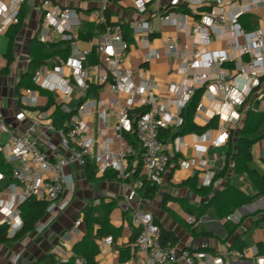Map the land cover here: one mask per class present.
<instances>
[{"label":"built area","instance_id":"2783aa9c","mask_svg":"<svg viewBox=\"0 0 264 264\" xmlns=\"http://www.w3.org/2000/svg\"><path fill=\"white\" fill-rule=\"evenodd\" d=\"M27 1L0 0V32L19 23L21 8ZM97 2L91 18L102 24L104 30L87 40L91 44L88 48L79 46L83 19L76 6L62 5L56 0L39 3L43 15L39 40L51 43L59 35L69 44L70 55L57 56L52 67L49 63L39 66L33 76L39 89L61 94L60 105L52 104L43 110L37 104L38 89L25 88L24 109L16 115L19 122H28L22 133L13 131L0 111V130L8 135L1 152L6 162L13 164L11 182H6V175L0 169V227L7 226L9 236H15L22 228L21 206L28 198L50 202L48 209L61 198L66 187V167L71 163L85 164L88 157L99 172L114 170L128 184L127 180L132 177L129 157L135 149L126 143V133L136 108H144L143 113H136L133 121L144 172L149 181L159 186L164 182L171 158L169 145L161 133L163 129L184 123L182 113L197 90L203 89V95L219 103L212 114L219 116L221 122L218 144L229 139V128L243 122L251 105L264 111V26L252 19L253 10L264 7V0H135L136 11L148 17L128 22L115 21L108 14L114 0ZM155 19L164 25L177 26L184 36V40L173 35L164 38L168 54L182 61V84L176 97L168 100L155 94L152 83L138 84L134 78L137 70L127 65L131 42L126 33L129 32V37L133 35L138 46L146 48L155 32ZM220 40L225 41L224 47L209 49ZM154 57H159V53L147 54L146 60ZM101 91L113 95L111 101L115 103L113 112L117 118L114 137L106 132L109 107L96 98ZM74 99L76 105H72ZM58 106L64 112L75 110L60 128L51 120ZM198 107L202 105L199 103ZM92 118L99 126L96 134L92 133L89 122ZM41 127L58 135L59 146L67 155L52 156L47 147L52 150L57 147L51 142L45 143L50 136L47 132L39 135ZM212 132L209 129L204 136L211 138ZM116 142L118 149L113 148ZM132 215L138 228L134 244L141 264H228L248 259L264 264V253L253 245L228 248L217 255L203 250H184L178 254L172 240L163 239L161 226L152 212L137 210ZM241 219L239 210L226 218L235 224ZM187 220L190 225L199 222L192 214ZM81 222L78 219L75 225ZM70 258L66 253L63 262ZM75 264L85 262L76 257Z\"/></svg>","mask_w":264,"mask_h":264},{"label":"crops","instance_id":"0c3cea01","mask_svg":"<svg viewBox=\"0 0 264 264\" xmlns=\"http://www.w3.org/2000/svg\"><path fill=\"white\" fill-rule=\"evenodd\" d=\"M40 1H27L28 14L23 29L16 36L15 41V61L11 64L7 74L0 73V111L3 112L11 129L19 133L26 131L28 122H19L16 119L17 113L24 109L22 97L25 91V87H22L17 93V85L24 73L28 71L31 59L30 43L38 35L41 26L43 15L39 8ZM56 1L62 5L76 6L80 13L85 16L82 18L83 23L93 21L91 12L97 7V0ZM134 1L114 0L110 9V16L113 20L128 22L133 19L148 17V15L136 11ZM192 21L193 19L190 18V22ZM154 27L155 32L151 37V43L146 48L138 46L136 39L133 35H130L129 41L133 48V54L130 56L128 54L127 64L137 70L138 77L135 78V81L138 84L142 82L152 83L155 94L163 100H168L176 97L182 84L183 79L180 70L182 61L180 58L168 54L164 38L167 35H173L184 40V36L177 26L164 25L157 19L154 20ZM11 29L12 26L7 31L0 32V70L7 65L4 54L8 46V32ZM61 42L63 48L69 45L67 42H63L59 35H55L53 43ZM79 46L88 48L91 47V44L80 39ZM211 46H213L212 49ZM211 46L210 50L222 48L225 46V41H217ZM153 51L158 52L159 57L147 61L146 55L151 54ZM50 66L53 65L50 64ZM96 91L97 88L94 87L93 94ZM37 94V104L40 108L48 104L60 105L62 103V96L59 93L38 88ZM203 94L199 102L202 107L197 108L193 117V121L200 126L207 125L216 117L212 114L219 105L217 99L206 97ZM124 96L125 94H123ZM112 97V94L104 91L96 96L97 99L103 101L109 107V123L106 127L109 137H114V126L117 120L113 112L115 111V103L111 101ZM71 102L72 105L76 104L75 99ZM173 110L176 111V108H173ZM135 115L132 114V125L126 133L133 138V143L129 140H126V143L132 145L135 149V153L129 157L132 177L128 184L117 179H102L104 173L99 171H97L99 179L90 181L86 177L84 164L79 162L69 164L66 167V187L61 198L50 206L46 215L37 223L34 231L20 239L0 243V264H36L37 262V264H52L53 259L51 258L42 261L49 254L53 255L56 264H66L67 262H63L66 253L70 257H73L74 254L79 257L94 253L95 264H141L139 261L140 255L134 244L138 228L133 223L132 212L137 210L152 212L156 221L160 223L161 229L164 228L174 234L176 237L174 245L178 254L184 250L198 251L203 249V251L217 255L231 247L233 239H227V230L224 227L225 220L218 219L210 210L200 218L197 232L201 230L211 231L214 236L194 234L188 227L190 224L187 217L190 214L186 211L184 205V203H188L199 206L208 199V197L194 191L189 184L190 178L196 173L198 174L199 186L209 187L213 183L215 188H219L225 184V178L216 177V174L223 169L230 152L228 140L218 144L221 138L218 130L221 124L219 116H217V126L209 128L213 129L211 138L210 136H204L209 129L202 132L188 131L185 133L180 132L181 126H170L164 129L167 130L164 138L169 145L171 158L164 182L159 186L160 191L154 199L150 200L142 198L139 193V187L146 175L143 168L142 150L133 128ZM246 115L247 113H245L242 123L234 128H229L230 133L243 125ZM89 122L92 126V133H98L99 126L96 119H89ZM44 132H47L46 128L41 127L39 135ZM47 133L50 140H45V143L48 145L51 142L57 147L56 150L47 147L52 156L58 158L67 155V152L59 146L58 135L53 131ZM7 136V133L0 130V156L2 154L1 147ZM236 146L237 143L235 142L233 151H235ZM113 148L118 149L119 144L114 143ZM252 153L254 160L250 163V166L263 173L264 165L261 159L264 157V139L253 146ZM131 157H133L132 161ZM139 162H141L140 176L135 177ZM164 196L170 197L167 200V209L162 207ZM113 198L119 199L109 214L111 226L114 228V235L98 236V224H95L94 229L90 230L84 221L82 210L87 204H91L95 207L96 214H100L102 213V201L108 202ZM238 210L242 216L241 221L243 220L242 226L237 232L238 235H242L249 246H257L264 253V226L251 228L253 221L257 219V216H252V214L257 211H264V196L259 197L249 205L240 207ZM244 216L247 217L244 219ZM78 219H81L82 222L76 226L75 223ZM228 264L257 263L253 259H248L234 260Z\"/></svg>","mask_w":264,"mask_h":264},{"label":"trees","instance_id":"16d2710c","mask_svg":"<svg viewBox=\"0 0 264 264\" xmlns=\"http://www.w3.org/2000/svg\"><path fill=\"white\" fill-rule=\"evenodd\" d=\"M27 14L28 7L26 4H24L19 14V23L12 25L11 31L8 32V46L4 54L7 60V65L0 70V73L2 74H7L10 70L11 64L15 61L14 46L16 36L22 31ZM108 14H111V10L108 12ZM103 30L104 26L102 24H98L95 21H85V23H83L82 27L79 29V38L87 41L100 34ZM126 37L128 40H130L129 32L126 33ZM61 44L62 42L43 43L39 40L38 35L33 38L30 43L31 59L29 68L18 82L17 93H19V90L22 87L38 89V86L33 82V76L39 66L47 63L54 65L53 60L57 56L61 55L68 57L70 55V46L67 45L63 48L61 47ZM94 58L95 56L92 59L94 60ZM203 91V89L197 90L187 107L184 109L182 113L184 117V123L181 125V133L188 131L202 132L211 127L217 126V116L205 126H200L193 121V117L198 108ZM248 101L251 102V98H249ZM49 105L50 104L42 107V109H47ZM143 111V107L136 108L132 111V113L141 114ZM72 112H75V110H72ZM72 112H64L61 107L58 106L51 116V120L57 128L63 127L65 125V121L69 119ZM165 133H167V130L163 129L161 136L164 140L166 135ZM126 138L129 140V142L133 143V138L131 135L126 134ZM262 139H264V111L251 105L247 111L246 119L243 125L239 129L231 131L228 139V145L230 147L229 156L223 169L216 174V177L225 178L224 186L215 188L213 183L209 187L199 186L197 173L189 180L191 188L197 193L208 197V199L204 204L199 206L184 203L186 206V211L190 215H195L198 221L210 210L213 211L214 215L218 219L225 220L224 227L227 230V239H233V243L230 248H243L245 246H249V243L243 239L242 235H238L237 233L242 226L243 220L239 224H234L231 221L226 220V218L229 215L235 213L240 207L249 205L259 197L264 196V172L261 173L257 169H253L250 166V163L254 160L252 148ZM235 142L237 143V146L235 151H233V145ZM132 158L133 157H131V161ZM261 162L264 165V157L261 159ZM0 169L6 175V182H11L13 164L7 163L3 157V154L0 156ZM84 169L88 180L97 181L99 179L97 176V166L88 157L85 160ZM140 169L141 162H139L135 177L140 176ZM102 179H117L123 181L117 176V173L114 170H107L102 175ZM129 181L130 180H127V182ZM246 184H249V188L245 187ZM159 191V185L152 183L147 179V177L143 178L141 186L139 187V193L142 198L152 200L157 196ZM169 198L170 197L168 196H164L162 200V207L164 209H167L166 204ZM118 200L119 199L113 198L108 202L105 200L102 201V213L100 214H96L95 207L91 204H87L83 208L82 212L84 213V221L88 228L93 230L95 224H98V236H105L109 234L114 235V228L111 226L109 214ZM49 205L50 202L46 200H41L36 197L28 198L21 206L23 218L22 228L15 236H9L7 226L0 227V243L9 242L14 239H20L26 234L34 231L37 223L46 215ZM252 216H257V219L253 221L251 228L264 226V211H257L256 213L252 214ZM246 217L247 216H244V219ZM158 224L160 223L158 222ZM188 227L194 234L214 236V233L211 231L201 230L200 232H197V225H189ZM137 234L138 230L135 234V237ZM162 236L164 240L170 239L173 243L176 240L174 234L164 228H162ZM93 254L94 253L84 254L79 257L84 260L85 264H95ZM76 257H78L77 254H74L66 264H75ZM50 258L53 259L52 264H56V260L53 258L52 254L47 255L42 261H46Z\"/></svg>","mask_w":264,"mask_h":264},{"label":"rangeland","instance_id":"374dc122","mask_svg":"<svg viewBox=\"0 0 264 264\" xmlns=\"http://www.w3.org/2000/svg\"><path fill=\"white\" fill-rule=\"evenodd\" d=\"M82 14V13H81ZM252 19L255 20V22L257 24H260L261 26H264V7L262 8H258V9H255L253 10V13H252ZM82 18H84L85 16L82 14L81 15ZM243 40V39H242ZM213 48V46H211V49ZM133 54V48L130 47V50H129V56ZM128 65V64H127ZM66 73L68 74L69 73V68L66 67L65 69ZM138 77V72H135L134 74V78H137ZM264 105V103H262V106ZM246 188H249V184H246L245 186ZM218 220V219H217ZM219 221V220H218ZM220 223V222H219Z\"/></svg>","mask_w":264,"mask_h":264}]
</instances>
